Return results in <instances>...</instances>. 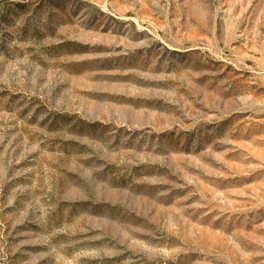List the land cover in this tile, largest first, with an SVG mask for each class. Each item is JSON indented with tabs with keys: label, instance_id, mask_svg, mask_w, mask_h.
<instances>
[{
	"label": "rangeland",
	"instance_id": "374dc122",
	"mask_svg": "<svg viewBox=\"0 0 264 264\" xmlns=\"http://www.w3.org/2000/svg\"><path fill=\"white\" fill-rule=\"evenodd\" d=\"M0 264H264V0H0Z\"/></svg>",
	"mask_w": 264,
	"mask_h": 264
}]
</instances>
